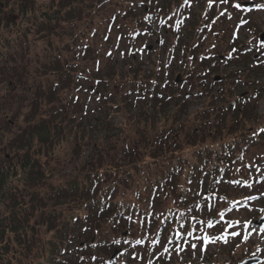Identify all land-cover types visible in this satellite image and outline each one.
<instances>
[{"label": "trees", "instance_id": "trees-1", "mask_svg": "<svg viewBox=\"0 0 264 264\" xmlns=\"http://www.w3.org/2000/svg\"><path fill=\"white\" fill-rule=\"evenodd\" d=\"M111 1L124 5L134 0H0V80L24 88L23 101L28 100L22 126L6 141L15 161L0 166V264H112V251L126 246L139 252L135 264H169L159 242L185 244L189 251L197 241L199 249L201 234L219 233L221 215L214 213L221 194L215 187L229 179L239 181L235 169H244L239 163L241 144L264 141V122L243 140L233 134L232 124L250 114L247 105L234 102L264 93V82H257L251 91H237L232 100L224 97L232 89L226 81L240 79V71L234 70L222 73V81H212L215 88L204 84L201 75H193L198 82L190 79L195 82L192 93L203 97L204 104L190 116L201 129L191 134L184 129V138L177 137L184 125L180 111L187 107L186 92L170 89L159 75L144 73L138 66L107 70L96 56L93 36L103 23L96 16ZM118 11L106 19L113 22ZM196 26L193 16L189 29ZM32 45L38 51L30 52ZM248 61L249 73L263 70V63ZM205 64L204 58L199 60L200 67ZM121 78L136 91L131 99L123 95L122 107L112 95ZM112 79L115 83L110 84ZM84 93L104 98L101 116L92 121L81 109ZM135 98L146 106L135 111ZM119 110L126 116L123 126L116 128L123 146L122 160L115 166L108 144H94L96 157L78 163L63 179L59 174L65 168L41 161V155L58 161L69 142L78 153L89 127L107 129ZM182 139L188 145L182 147ZM187 147L189 151L181 154ZM251 165H245V172L258 195L260 183L251 176ZM137 215L144 219L130 244L134 230L128 226ZM101 251L110 252L107 259L97 255Z\"/></svg>", "mask_w": 264, "mask_h": 264}, {"label": "rangeland", "instance_id": "rangeland-1", "mask_svg": "<svg viewBox=\"0 0 264 264\" xmlns=\"http://www.w3.org/2000/svg\"><path fill=\"white\" fill-rule=\"evenodd\" d=\"M242 1L246 0H227L226 3L223 0H134L131 3L125 2L124 5L115 1L106 2L96 16L103 22L98 25L93 36L96 56L104 67L107 66V70L121 72L125 69L133 70L135 66H138V69L144 73L159 75L165 80V84L168 83L166 85L170 89L186 92L187 107L184 111H180L181 118H184V125L178 129L177 134V137L184 138L182 134H185V130L191 134L194 128L196 132L198 126L201 129L200 123L191 119L190 116L195 109L204 104L203 97L192 93L195 82L194 80L190 82V79H197L193 76L194 74L201 75L199 78H202L204 84L215 88L217 85L212 83L214 75H219L221 78L224 72L240 71L239 81H226V87L228 86L229 89L231 86L232 89L231 93L223 96L230 100L234 99V96L238 97L237 91H251L257 82H264V68L256 73L248 71V66L251 65L248 60L264 64L261 60L264 56V42L258 40V35L264 30V7L257 8V5L264 6V0H250L253 3L247 6L242 5L241 9L233 7L234 4ZM115 10H119L117 19L109 22L106 17H114L111 12L115 13ZM193 16H196L198 20L195 30L189 29ZM35 45L30 47V52L38 51ZM246 55L248 58L245 57ZM203 58L206 64L200 67L199 60ZM128 63L132 64V67ZM205 67L208 69L205 70ZM178 73L179 78L175 82L174 78ZM189 75L193 77L189 78ZM86 80L82 82V89L87 85ZM196 81L198 82V79ZM109 82L111 84L114 80ZM117 83L118 89L113 91L112 95L116 102L119 100L120 106L123 95L126 94L130 98L136 91L131 90L132 86L126 78H121ZM123 91L126 93L123 94ZM24 96L26 97L24 88H18L13 83L0 80V97H2L0 101V166L15 161L14 151L6 147V141L23 124L22 115L28 108L25 106L28 100L23 101ZM103 100L104 98L100 95L84 93L81 109L83 108L86 120L92 121L101 116ZM234 104L238 106L244 104L249 109L248 117H241L236 124H232L235 138L243 140L247 138V134L255 132L264 122V93L259 97L253 96L243 101H235ZM134 106V110L138 111L146 104L144 100L135 98ZM125 116L123 110H119L107 129L100 130L101 127L98 126L89 127L87 141L79 145L76 150L78 153L75 154L74 143L69 142L65 143L58 161L43 155H41V161L47 159V164L54 169L65 168L64 173L59 174L63 179L67 172L78 168V163L91 161L96 157L94 144L101 148H106L108 144L111 150L109 157L115 158L113 160L115 166L122 160L119 150L123 146V138L116 128L123 126ZM209 129L210 127L204 128L199 134ZM186 145L188 144L184 141L182 147ZM241 145H244V149L239 155V163L244 164V169H235L236 177H240L239 181L237 182L235 178L229 179L226 185L215 187L221 194L214 213V215L223 213L220 232L213 234V237L211 234L209 236L201 234V238L204 239L199 243V249H197V241L190 244L189 251L184 248L185 244L173 242L171 246L159 242V248L168 258L169 264H239L240 260L251 255L262 258V261L257 264H264V232L260 231L264 228V211H261L264 209V141L257 140L248 144L245 141ZM188 151L187 147L181 150V154ZM250 163H254L251 165L255 166L251 168L253 171L251 176L260 183L258 191L262 192L261 195L255 194L256 188L249 184V176H246L245 169L247 164L250 166ZM238 201L241 203L248 201L247 206L238 205ZM137 218L135 223L131 222L128 226L131 231L134 230L133 234H129L132 239L130 244L138 238L139 231L136 228L140 224L139 220L144 219L141 215H137ZM260 219L261 225L253 223ZM237 221L239 223H235L234 227H229V223ZM245 224L247 227L244 226ZM122 229H118V232L120 233ZM233 231L240 235L232 236ZM127 235L126 231L123 236ZM244 236L248 239L244 240ZM194 244H197V247L193 248ZM114 247L120 246L116 244ZM133 249L132 246H126L123 251L114 256L112 264H135L139 252H134ZM109 253V251H101L97 255L107 259ZM119 254H121L120 257H118Z\"/></svg>", "mask_w": 264, "mask_h": 264}, {"label": "water", "instance_id": "water-1", "mask_svg": "<svg viewBox=\"0 0 264 264\" xmlns=\"http://www.w3.org/2000/svg\"><path fill=\"white\" fill-rule=\"evenodd\" d=\"M250 3H252L251 1H244L242 2V5H249ZM259 40L260 41H264V30L259 34ZM178 78H179V74H177L176 78H175V81L177 82L178 81ZM219 78L218 75H214L213 76V80H217ZM254 224H262V220H256L254 221ZM118 250H114L112 256L117 252ZM111 256V257H112ZM260 261H262V258L258 257V256H255V255H252L250 257H246L244 259H242L239 264H257L259 263Z\"/></svg>", "mask_w": 264, "mask_h": 264}, {"label": "snow or ice", "instance_id": "snow-or-ice-1", "mask_svg": "<svg viewBox=\"0 0 264 264\" xmlns=\"http://www.w3.org/2000/svg\"><path fill=\"white\" fill-rule=\"evenodd\" d=\"M223 2L226 3L227 0H223ZM233 7L237 8V9H241V8H242V5H241L240 3H237V4H234ZM260 7H264V6L257 5V8H260ZM245 10H246V9H245ZM249 199H254V198H253V197H249ZM261 211H264V209H262ZM220 215H221V219H223V213H221ZM235 223H239V222L237 221V222L229 223V227H230V228H231V227H234V224H235ZM207 226H208V227H212V226H213L212 222L209 221ZM244 226L247 227V224H245ZM181 227H183V225H182ZM260 231H261V232H264V228H261ZM231 235H232V236H238V235H240V233H237V232L233 231V232L231 233ZM243 239H244V240H247L248 237H247V236H244ZM116 243H119V241H116ZM137 243H139V241H137ZM192 247L195 248L196 245H192Z\"/></svg>", "mask_w": 264, "mask_h": 264}]
</instances>
